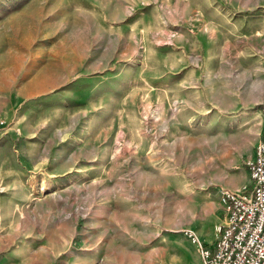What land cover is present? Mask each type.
Segmentation results:
<instances>
[{"label":"rangeland","instance_id":"1","mask_svg":"<svg viewBox=\"0 0 264 264\" xmlns=\"http://www.w3.org/2000/svg\"><path fill=\"white\" fill-rule=\"evenodd\" d=\"M0 82V264L199 262L250 186L264 0H0Z\"/></svg>","mask_w":264,"mask_h":264},{"label":"built area","instance_id":"2","mask_svg":"<svg viewBox=\"0 0 264 264\" xmlns=\"http://www.w3.org/2000/svg\"><path fill=\"white\" fill-rule=\"evenodd\" d=\"M246 163L249 190H221L223 219L216 226L214 244L205 245L196 232L186 230L200 255L199 262L190 264H264V120Z\"/></svg>","mask_w":264,"mask_h":264},{"label":"crops","instance_id":"3","mask_svg":"<svg viewBox=\"0 0 264 264\" xmlns=\"http://www.w3.org/2000/svg\"><path fill=\"white\" fill-rule=\"evenodd\" d=\"M4 73L7 75V71L4 72ZM0 84H2V82H0ZM6 98L7 97H4V98L1 97V100H0L1 106H3L4 103L6 102V100H7ZM252 154H253V151H252ZM6 162L7 161L5 159L0 157V186L5 181H8L9 179H11L12 176H13L12 174H10V172H5L4 167H6L5 165H8ZM0 191H1V189H0ZM2 195L3 196H0V224L2 223L4 225H7L8 224L7 221H6L7 218L4 215H7V214L11 213L12 211H13V215H14L15 209H12L13 207L11 206V207H9L8 211H5L6 207L3 205V203L6 200L5 199L6 198V194H2ZM17 219H18V217H17ZM15 221H16V217L13 218V223H16ZM18 221H20V220L18 219ZM3 244H5L4 241H0V245H3Z\"/></svg>","mask_w":264,"mask_h":264}]
</instances>
